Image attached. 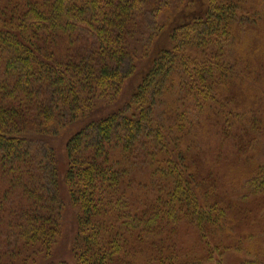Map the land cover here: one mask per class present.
Here are the masks:
<instances>
[{"label": "trees", "instance_id": "16d2710c", "mask_svg": "<svg viewBox=\"0 0 264 264\" xmlns=\"http://www.w3.org/2000/svg\"><path fill=\"white\" fill-rule=\"evenodd\" d=\"M208 1L197 17L173 21L174 45L152 60L129 109L92 119L98 103L117 98L131 74L123 72L128 38L148 13L164 14L167 0H0V264H66L51 261L65 202L60 160L45 140L64 124L91 119L65 149L63 180L79 210L78 264H202L183 256L182 226L209 225L233 236L251 217L239 201L219 200L217 187H206L193 169L186 141L202 112L219 110L224 133L236 131L235 157L253 165L241 192L227 198L263 204L264 167L250 158L254 141L245 133L254 123L225 112L221 93L236 78L225 48L247 9L242 0ZM81 34L93 38L90 51L81 45L80 53L65 56ZM161 106L165 121L158 119Z\"/></svg>", "mask_w": 264, "mask_h": 264}, {"label": "rangeland", "instance_id": "374dc122", "mask_svg": "<svg viewBox=\"0 0 264 264\" xmlns=\"http://www.w3.org/2000/svg\"><path fill=\"white\" fill-rule=\"evenodd\" d=\"M242 2L247 10L246 12L242 10L240 16L244 15L245 19L234 27L235 34L231 38V44L225 48L226 57L232 63L228 70L230 74L232 71V77L236 76V78L222 85L221 93L225 99L222 105L225 107V112L242 115L244 122L254 123V126L245 132L254 141L253 147L249 149L250 153H253L250 158L254 159V165L264 167V0H242ZM165 3L167 8L164 14L157 18L154 12L148 13L145 22L137 26L128 38L131 54L126 60L123 72L131 74L124 79L117 98L98 103V109L92 119H96L97 112H99L98 117H103L118 110L129 109L128 105L133 104L137 96L135 93L139 91L146 73L151 68L152 60L158 57L161 49L172 46L169 36L176 25L173 21H177V17L180 16L184 19L195 18L200 15V10L209 5L208 0H167ZM250 12L253 13L249 14ZM76 43L78 47L68 52L64 51L65 56L80 53L81 45L90 51L94 40L88 35L83 37L81 34V37L76 39ZM189 53L198 58L206 55L203 50H192ZM156 97L159 98L160 95L157 94ZM173 98V95L164 98L161 103L172 102ZM135 103H140V99ZM217 112L218 114L207 111L195 115L200 123L192 125L190 127L192 133L187 136L186 148L189 150V159L193 169H197L202 178L205 177L206 187H217L218 191L215 195L219 200L226 204L230 203V199L239 201L237 205L251 217L242 219L241 224L234 227L236 233L233 236H230L228 231L221 234L222 231L218 230V227L209 225L207 229H201L202 231L192 226H182L177 241L186 249L185 254L182 253L183 256L188 259L192 257L196 260L202 259V264H246L250 261L264 264V202L261 205L262 201L259 203L254 199L247 201L249 196L227 198V195L241 192L239 185L250 175L247 172L253 165L246 156L240 159L235 157L236 143L232 135L233 137L237 135L236 131L229 135L224 133L229 130L226 129L224 122L220 124L219 110ZM158 119L162 121L167 119V111L162 106L158 109ZM89 120L91 121L87 119L71 125L64 124L56 135L45 139L60 160L59 193L65 202L60 221L61 235L56 240L52 252L51 261L56 263L78 264L73 252V244L78 229L79 210L71 204L67 194L68 188L63 180L69 167L65 149L71 136L81 130ZM240 133L242 137L244 134L242 128ZM258 135H260L259 139L255 140ZM239 140L240 143L241 140L246 143L244 139ZM143 178L144 173L140 171V179ZM235 204H230L227 208ZM229 213L238 212L233 210ZM212 215L213 220L219 219L218 210ZM187 251L190 256L187 255ZM207 251L210 253L205 260Z\"/></svg>", "mask_w": 264, "mask_h": 264}]
</instances>
